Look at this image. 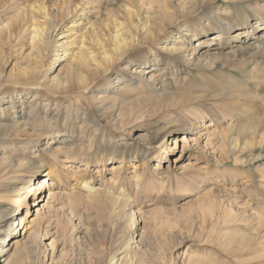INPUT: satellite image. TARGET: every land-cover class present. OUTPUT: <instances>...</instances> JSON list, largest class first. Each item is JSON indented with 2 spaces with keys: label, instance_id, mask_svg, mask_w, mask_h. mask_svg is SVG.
Listing matches in <instances>:
<instances>
[{
  "label": "rangeland",
  "instance_id": "374dc122",
  "mask_svg": "<svg viewBox=\"0 0 264 264\" xmlns=\"http://www.w3.org/2000/svg\"><path fill=\"white\" fill-rule=\"evenodd\" d=\"M11 1V8L5 15L7 18L24 5L45 3L48 13H60L63 6L62 0ZM233 2L239 4V7L234 8ZM104 3L103 0L94 4V9H86L83 15L82 7L77 5L78 20L83 23L103 20L105 15L109 16L112 8L122 4L121 0L108 3L110 6ZM228 5L237 18L247 15L244 36L233 37L243 26L229 20L232 29L226 38L219 37V30L213 23L207 34L201 33L197 37L201 39L200 45L189 40L188 49L195 52L192 62H180L176 67H167L161 75L163 83L156 84L153 87V95L150 94L148 98L167 93L170 100L163 105L157 107L152 103L151 108L137 110L131 118L129 117L126 125L122 126L123 122L117 117V112L109 119L98 107L99 100L107 92L105 87L82 94L81 103L75 101L74 107H71L74 112H79L73 119L64 118L69 106L62 105L58 109L54 102L47 100L45 96L33 105L39 115L36 116V123L31 126L29 122L27 129L25 128L28 135L21 137L15 146L2 147L5 149L0 156L4 153L15 167L47 155V149L65 148L68 145L60 144L64 139L73 144L71 151L79 146L87 150L89 142L93 140L94 144L89 150L94 153V157L98 147L106 146L108 142L124 151V159L115 154V157L105 158L102 163H98L92 157L88 164L76 155L67 160L61 155L57 163L55 162L56 171L53 176H47L49 168L44 167L34 178L30 184L31 188H36L37 183L43 179L47 183L45 189L39 191L35 197H27V206L30 207L32 200L37 198L38 209L43 208V212L51 214L53 220L58 221L63 229L60 236L54 237L51 234L53 225L43 224L36 243L37 255L42 256V259L39 258L42 260L41 264H109L108 259L102 261V255L110 249L107 239L112 235L113 239H116L125 226L128 227L130 221L120 215L119 211L128 213L129 209L135 211L137 234H140V237L129 241L131 249L138 244L133 242L139 241L143 236L140 247L147 244L150 250L153 248L152 252L159 255L161 264H187L186 259L191 263L195 262L194 264H264V243H252L249 247L241 245L238 241L229 246L222 243L233 235L235 237L242 233L252 234V227L247 226L244 229L246 224H238L236 227L223 223L216 227L214 225L219 204L234 214H240L245 204L264 214V0H216L200 7L193 17L186 21L196 20L200 13L209 9H212L211 17L222 20L223 9ZM256 10H260L262 16H257ZM201 23H195L191 29L200 30L206 25L204 20ZM64 29L63 25L58 26L53 33V42L61 36ZM169 32L174 35L178 28L172 26ZM218 39L224 41L219 45ZM12 43L14 45L16 41L11 40L10 44ZM249 44L247 51L237 57L233 56L237 48H245ZM55 46V43L51 46V55L55 54ZM13 50L14 48L2 50L1 58H8L13 54ZM206 52L213 56H228L227 62L220 60L210 67H196L195 59ZM18 58L9 59L12 63L7 70L12 64L20 61ZM67 66L66 60L60 62L54 73L62 67L67 69ZM163 66L160 63V66L153 67L154 72L147 74V79L152 74L157 76V69ZM131 70H127L124 81H129ZM248 74H251V79H248ZM132 76L133 82L139 81V78ZM229 78L246 83L245 87L236 89L229 82ZM145 79L143 81H146ZM121 83L122 81L112 79L108 90L115 92L116 106H120L124 99L129 97L121 91ZM205 91L210 94V98H200ZM227 91L231 93L224 95ZM191 96L199 97L195 101L178 103L179 97ZM95 98H98V102H95ZM24 100V104L20 101L16 108H9V114H5L3 118L11 120L13 115H21V119L15 120L20 124L27 122L26 112L30 109L29 103L34 101L29 95H26ZM3 107H0V112L6 107L8 109V106ZM56 112L59 116L51 122L57 131L43 134L38 140L33 132L38 133L43 128L44 124L40 118L47 113V118L50 119ZM83 114L92 118L91 123L82 122ZM223 114L228 116L223 118ZM239 114L242 115L239 123H250L251 119L259 116V128L254 135L247 130L243 141L240 138L230 143L231 138L228 137L223 145L218 133L224 131L229 136V116L236 119ZM84 127L89 130L84 132ZM103 127L109 129L105 137L102 135ZM233 147L235 150L230 151ZM114 167H117V170ZM76 173L81 177H77ZM75 178L79 181L90 180L91 190L97 191L93 198L91 195L87 196L88 193H83L76 200H69V194L78 190L79 182L77 183ZM15 186H20V183ZM16 201L18 198L14 197L13 200L3 202V208H13L15 216L12 220L15 224L20 216L26 214V206L21 205L17 210ZM119 201L127 204V207L118 205ZM29 209L31 211L29 210L27 216L30 220L35 217V208ZM250 211L253 210L247 209V214ZM29 223L30 221L26 225ZM15 232L22 233L20 228ZM9 238L0 245H7ZM52 239L56 244L50 247Z\"/></svg>",
  "mask_w": 264,
  "mask_h": 264
},
{
  "label": "bare ground",
  "instance_id": "6f19581e",
  "mask_svg": "<svg viewBox=\"0 0 264 264\" xmlns=\"http://www.w3.org/2000/svg\"><path fill=\"white\" fill-rule=\"evenodd\" d=\"M101 1L103 0H62L63 6L60 13L51 11L48 13V6L45 3L24 5L22 9L7 18L5 17L6 11L11 8L12 1L0 0V53L4 49L12 50L14 48L13 54L9 55L8 58H1L0 56V107L8 106V109L6 107L5 110L0 112V154L5 149H2V147L15 146L21 137L28 135L26 127L29 122H31L32 126L38 119L36 116L39 115V112L33 105L37 104L36 102L40 98L46 96L47 100H52L58 109L62 105L69 106L64 118L73 119L78 116L79 112H74L71 107H74L76 102L81 103L82 94L98 91L105 87L107 92L103 96L101 95L102 97L98 104L100 111L107 115L109 119L113 113L117 112V117L123 122L122 126H125L129 117L131 118L137 110L145 109V107L151 108L152 103L158 107L170 100L167 93L152 96L151 99L148 98L150 94L153 95V87L156 84L163 83L161 75L167 67L170 65L176 67L180 62H192L195 52H191L188 49L187 42L189 40L195 41L200 45L199 41L201 39L197 37L201 33L207 34L208 30L213 27V23L216 24V29L219 30V37L229 35V31L232 29L229 20H234L236 25L243 26L237 30L236 35L233 36L234 38L243 37L247 29L245 27L248 22L247 15H240L241 17L237 18L236 13L232 11L233 9L229 5L223 9V21L211 17L212 9L200 13L194 21H186L189 17H193L200 7L216 0H121L122 4L117 8H112L109 16L105 15L103 20L97 19L94 22L86 23L79 21L80 19L78 20L77 5L82 7L81 12L83 15L86 9H94V4L101 3ZM104 1V4L108 5V3H112L115 0ZM232 6L236 8L239 7V4L233 2ZM255 14L262 16L260 10H256ZM203 20L206 25L202 26L200 30L191 29L195 23H201ZM61 25L65 29L61 32V36L53 42V33ZM172 26L178 28V32L174 35L169 32ZM75 30L78 31L75 32ZM11 40L16 41V43L14 45L13 43L10 44ZM223 41L218 39V44L220 45ZM53 43L56 45V50H54L55 54L51 55ZM249 47L250 44L245 48H237L233 52V56L237 57L240 53L247 51ZM17 57H19L18 60L20 61L12 64V67L7 70V67L12 63V60L9 59ZM227 59L228 56H213L206 52V54L199 55L194 63L196 67L205 68L220 60L227 62ZM65 60L68 62L67 69H62V67L54 73L60 62ZM46 63L49 64L46 65ZM160 63L164 66L161 69H157L158 75L154 76L152 74L147 79L146 75H149L152 71L154 72L153 67L160 66ZM127 70H131L130 78L129 81H124L127 76ZM131 74L139 78V81L133 82ZM250 75H247L248 79H251ZM144 78H146V81H143ZM112 79L122 81L120 89L129 96L124 99L120 106H116L115 92L113 90L108 92ZM229 82L236 89H241L246 84L231 78H229ZM228 92L231 93L227 91L224 95H227ZM26 95L32 97L34 101L29 103L30 109L26 112L29 116H27V122L20 124L15 120L16 118L21 119V115L18 117L13 115L11 120H5L3 116L9 114V108H16V104L20 101L24 104ZM198 97H179L178 103L195 101ZM200 98H210V94L205 91ZM95 102H98V98H95ZM58 112L50 119L47 118V113H44L43 116L41 115L42 118L40 119L43 121L44 126L40 129V132H33L38 140L43 134H52L57 131L51 120L58 118ZM227 116L223 114V118ZM258 117L251 119L250 123H239L242 118L241 114L236 119L229 116L231 119V126L227 131L229 136L224 131L218 133L222 144L225 145L224 141L228 137L231 138L230 143L238 141L240 138L243 141L247 130L250 131L251 135H254L260 125ZM89 118L83 114L82 122L88 121V123H91L92 118L90 120ZM84 128V132L89 130L87 127ZM108 130V128L103 127V137H105ZM60 144L68 146L59 150H56V148L47 149V155H43L38 160L27 161L18 167L12 165V162L7 160L4 153L0 156V244L2 242L5 243L10 237L7 245H0V264H41L42 260L39 258L42 259V256L37 255L36 243L43 224L53 225L54 230L51 234L54 237L60 236L63 232L62 225L58 221H54L51 214L43 212V208L38 209L39 200L37 198L32 200L30 207L27 206V197L29 195L35 197L39 191L44 190L46 187L47 182L44 179L42 182L37 183L36 188H31L30 185L42 168L48 167L47 176L51 177L56 171L55 162L57 163L61 155L66 160L76 155L85 164H88L91 158L94 157V153L89 150L94 144L93 140L89 142L87 150L79 146L76 150L71 151L73 144L67 139H64ZM234 150L235 147L230 149V151ZM115 154L120 159L125 157L123 149H117L115 144L108 142L106 146L98 147L94 160L102 163L105 158L115 157ZM115 170H117V167ZM77 177L80 178L81 176ZM74 180L77 183L79 182V186H77V191L69 194L70 201L76 200L83 193H88L87 196L91 195L90 197H94V194L97 193L96 190H91L90 180L83 179L79 181L76 178ZM19 183L20 186H15ZM72 187L73 185L71 189L74 188ZM14 197L18 198L15 203L17 210L21 205L26 206V214L20 216L16 224L12 220L13 216H15L13 215V208H3V202L13 200ZM45 198L46 196L43 199ZM119 200L121 199L119 198ZM121 201L117 202V204L126 208L127 204L122 203L125 201ZM222 206L221 204L218 206L215 227L220 223L235 227L238 224H246L244 229L248 226L254 230L252 234L242 233L235 237L233 235L234 238H226L225 236L226 239L222 241L223 245L229 246L231 243H236V241L247 247L256 242H259V244L264 243L263 212L260 213L257 208L253 209L250 205L245 204L240 214H234ZM31 207L35 208V217L29 220L27 214ZM247 209H252L254 212L250 211L251 214L250 212L247 214ZM122 211L120 210L119 214L124 215V218L126 217L130 221V226H125V228L123 226L122 228L124 229L122 231L119 230L121 234L116 239H113V235L107 239L110 249L102 255V261L108 259L107 262L109 264L110 262H113V264H161L162 260L154 251L152 252L153 248L150 250L147 244L140 247L139 243L143 236H141L139 241L133 242L138 244L131 249L129 241L140 237L136 228L137 218L134 210L129 209L128 213ZM11 220L14 224L10 222ZM28 220L30 223L26 225L29 222ZM17 228H20L22 233L19 232L18 234L15 232ZM119 231L117 232L118 235ZM53 240L50 243V247L54 246L55 240ZM50 257L52 260V256ZM43 258H46L45 254ZM187 258L189 259V257ZM186 262L187 264L195 263H191L187 259Z\"/></svg>",
  "mask_w": 264,
  "mask_h": 264
}]
</instances>
